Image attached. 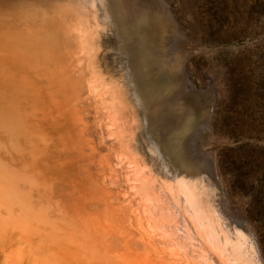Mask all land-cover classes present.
<instances>
[{"label": "bare ground", "instance_id": "1", "mask_svg": "<svg viewBox=\"0 0 264 264\" xmlns=\"http://www.w3.org/2000/svg\"><path fill=\"white\" fill-rule=\"evenodd\" d=\"M177 19L168 0H0V264H264Z\"/></svg>", "mask_w": 264, "mask_h": 264}, {"label": "rangeland", "instance_id": "2", "mask_svg": "<svg viewBox=\"0 0 264 264\" xmlns=\"http://www.w3.org/2000/svg\"><path fill=\"white\" fill-rule=\"evenodd\" d=\"M168 5L195 43L185 70L196 85H204L211 73L216 83L211 120L217 169L264 252V0H168Z\"/></svg>", "mask_w": 264, "mask_h": 264}, {"label": "snow or ice", "instance_id": "3", "mask_svg": "<svg viewBox=\"0 0 264 264\" xmlns=\"http://www.w3.org/2000/svg\"><path fill=\"white\" fill-rule=\"evenodd\" d=\"M216 264H219V261H217Z\"/></svg>", "mask_w": 264, "mask_h": 264}]
</instances>
